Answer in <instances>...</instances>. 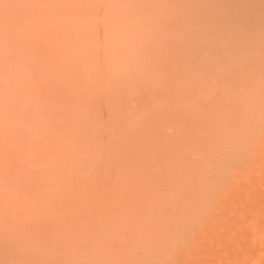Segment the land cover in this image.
<instances>
[{
  "label": "bare ground",
  "instance_id": "bare-ground-1",
  "mask_svg": "<svg viewBox=\"0 0 264 264\" xmlns=\"http://www.w3.org/2000/svg\"><path fill=\"white\" fill-rule=\"evenodd\" d=\"M0 264H264V0H0Z\"/></svg>",
  "mask_w": 264,
  "mask_h": 264
}]
</instances>
